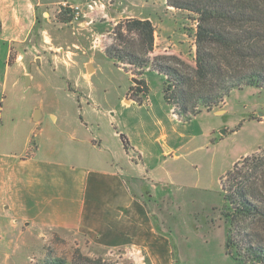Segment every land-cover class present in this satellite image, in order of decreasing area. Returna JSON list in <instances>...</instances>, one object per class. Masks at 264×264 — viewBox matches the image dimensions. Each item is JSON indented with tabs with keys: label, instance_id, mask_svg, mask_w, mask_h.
<instances>
[{
	"label": "crops",
	"instance_id": "crops-1",
	"mask_svg": "<svg viewBox=\"0 0 264 264\" xmlns=\"http://www.w3.org/2000/svg\"><path fill=\"white\" fill-rule=\"evenodd\" d=\"M61 1L0 0V259L43 248L55 233L74 235L78 245L122 249L147 264H173L175 249L146 200L145 180L171 181L166 166L179 158L185 136L179 128L199 114L182 120L163 99H153L150 88L148 105L136 103L128 97L132 75L119 66L126 79L109 96L79 86L73 75L83 64L89 79L97 62L108 60L104 45L95 48L91 37H106L129 17L152 22L155 50L186 57L185 14L166 0H112L107 10H86L73 32L52 22ZM23 77L43 89V98L26 95ZM61 86L65 93L57 97ZM128 108L138 115L122 118Z\"/></svg>",
	"mask_w": 264,
	"mask_h": 264
},
{
	"label": "trees",
	"instance_id": "trees-1",
	"mask_svg": "<svg viewBox=\"0 0 264 264\" xmlns=\"http://www.w3.org/2000/svg\"><path fill=\"white\" fill-rule=\"evenodd\" d=\"M166 3L196 16L194 63L175 52L156 51L155 28L149 19L118 20L103 50L114 65L139 78V84L128 90L130 99L141 104L140 94H149V85L141 77L147 71L162 75L163 100L185 121L218 107L233 89L264 90V0ZM70 19L71 8L60 7L56 21ZM121 139L127 148V137L122 134ZM219 185L225 252L238 264H264V146L238 158L219 177ZM43 264L115 263L76 248L69 261L46 256Z\"/></svg>",
	"mask_w": 264,
	"mask_h": 264
},
{
	"label": "rangeland",
	"instance_id": "rangeland-1",
	"mask_svg": "<svg viewBox=\"0 0 264 264\" xmlns=\"http://www.w3.org/2000/svg\"><path fill=\"white\" fill-rule=\"evenodd\" d=\"M69 5L71 4L68 0H62L59 5L54 7L51 19L55 24L70 27L75 32L80 27L78 23L82 20L86 10L101 12L112 7L113 1L86 0L84 5L72 4V6L79 7L78 18H73L74 13L71 9L70 21L57 22L56 15L59 8L69 7ZM182 13L185 14L182 26L189 33V42L184 58L190 63H194L196 16L187 11H182ZM32 31L34 34L35 29ZM108 35L109 32H106V39L102 35L94 34L91 37L92 46L97 48V46L108 43L110 41ZM38 36L39 33H36L34 38L36 39ZM30 38L31 33L25 42H31ZM34 53L36 54L35 51ZM108 60L98 61L96 69L89 74V79L82 75L85 73V65L81 64L80 71L74 73L75 76L73 75L76 83L81 87H90L92 92L97 95H111L115 89L122 86L126 76L122 71L116 69L113 61L111 63V60H109L110 62ZM144 73H151L149 74L150 78L146 79L151 97L156 101L163 99L162 75L149 71ZM132 77L136 76L132 75ZM25 82L26 77H23L24 85ZM42 90L35 84L24 88L26 95L38 94L40 98H43ZM56 90L58 91L57 97L65 93L63 87L60 91ZM140 97L142 103L148 105V94H140ZM225 108L226 112L224 113L222 110ZM214 109L218 114L203 112L192 121L187 122L186 128L183 126L179 128L181 132L184 131L185 135L180 139L181 148L177 150L180 154L179 158L171 165L166 166L168 170H172L171 181L166 177L162 181L145 180L147 186L150 187L149 195L152 194L151 197L147 195L146 200L155 207L153 212L156 220L158 217L161 222L163 220L165 227L160 221L159 224L166 230L174 246L173 264H238L225 252L226 228L220 216L222 195L219 177L232 166L237 157L264 146V90L252 86L233 89ZM137 115L134 108H128L123 111L122 118L128 120ZM216 122L217 125H215ZM212 125H215L213 133L211 132ZM189 134L193 136L189 138ZM132 157L136 159L134 154ZM153 185L156 188H153ZM78 244L74 235L58 236L54 233L52 238L44 243V250L40 247L37 250L21 251L14 257L0 259V264H43V259L46 256L50 258L62 257L69 261L76 248L86 255L101 256L115 264H139L140 261L147 264L146 258L129 256L122 249L108 252L86 242L82 245Z\"/></svg>",
	"mask_w": 264,
	"mask_h": 264
},
{
	"label": "built area",
	"instance_id": "built-area-1",
	"mask_svg": "<svg viewBox=\"0 0 264 264\" xmlns=\"http://www.w3.org/2000/svg\"><path fill=\"white\" fill-rule=\"evenodd\" d=\"M69 7L73 10V13H74V15H73V18L74 19H76V18H78V14H79V7L78 6H72V5H69ZM90 7H92V6H90ZM196 24H197V21H196ZM147 102H148V98H147Z\"/></svg>",
	"mask_w": 264,
	"mask_h": 264
},
{
	"label": "water",
	"instance_id": "water-1",
	"mask_svg": "<svg viewBox=\"0 0 264 264\" xmlns=\"http://www.w3.org/2000/svg\"><path fill=\"white\" fill-rule=\"evenodd\" d=\"M131 80L134 84H139L140 80L136 77H131ZM28 85V77H27V81H26V86ZM223 131V130H222Z\"/></svg>",
	"mask_w": 264,
	"mask_h": 264
}]
</instances>
